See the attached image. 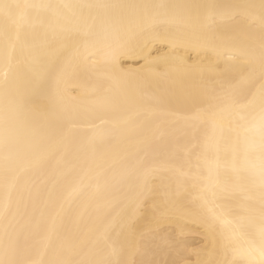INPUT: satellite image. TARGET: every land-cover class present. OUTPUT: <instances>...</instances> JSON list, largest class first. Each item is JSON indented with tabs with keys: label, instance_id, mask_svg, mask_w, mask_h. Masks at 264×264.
I'll return each instance as SVG.
<instances>
[{
	"label": "bare ground",
	"instance_id": "bare-ground-1",
	"mask_svg": "<svg viewBox=\"0 0 264 264\" xmlns=\"http://www.w3.org/2000/svg\"><path fill=\"white\" fill-rule=\"evenodd\" d=\"M0 264H264V0H0Z\"/></svg>",
	"mask_w": 264,
	"mask_h": 264
}]
</instances>
